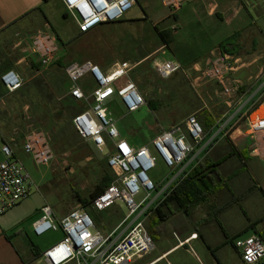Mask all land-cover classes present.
I'll return each instance as SVG.
<instances>
[{
    "label": "crops",
    "instance_id": "obj_1",
    "mask_svg": "<svg viewBox=\"0 0 264 264\" xmlns=\"http://www.w3.org/2000/svg\"><path fill=\"white\" fill-rule=\"evenodd\" d=\"M56 1L64 9L63 2ZM135 1L146 13L150 12L152 18L149 21L154 27L170 33L172 40L165 44L160 38V45L150 53L139 59L123 61L132 67L128 78L144 93L154 90L155 96L152 98L159 105L155 112L163 113L164 118L173 121L165 128L182 123L191 113L201 109L209 113L213 126L206 133L208 142L212 139V143L189 166L190 172L207 157L217 162L231 152L232 155L208 172V177L203 178V186L208 192H213L207 194L201 204L186 212L177 210L175 201L169 202L165 210L173 213L165 221L158 224L147 221L156 247L129 264H245L239 243L253 234L264 241V161L251 155V138L244 133L243 125L247 114L256 109L264 112V0H188L175 13L168 10L165 0ZM42 2L0 0V162L4 160V144L12 147L17 160L25 163L28 159L22 141L33 125L26 122L32 114H50L52 102L57 104L58 112L62 111L63 106H71L70 102H74L69 94L70 81L64 69L68 64L63 63V54L59 55L57 64L49 71L42 68L31 50L32 37L40 30L38 27L34 29L33 13ZM47 25L46 28L49 27ZM105 25L108 24L101 26ZM235 35L239 37L236 44L229 47L231 52L223 51L220 44ZM59 45L62 52V39ZM219 53L229 54L234 59L235 69L230 79L233 83H241L229 104L220 98L221 88L216 81L202 78L213 57ZM164 59H176L181 63L183 70L180 74L188 79L197 97L193 93L183 92V77L171 85L159 83L154 63ZM59 62L63 64L62 67ZM116 63L120 62H113L110 66L105 63L97 65L108 72ZM9 70L15 71L23 80L21 89L14 93H8L1 83V76ZM55 73L59 77L62 75L64 80L60 90L56 86ZM170 78L161 80L166 82ZM81 86L90 94L94 87L92 77H84ZM148 98L151 99L146 96ZM116 99L120 98L115 93L108 101L117 104ZM194 102L198 104V109ZM73 105L85 108L81 102L75 101ZM143 107L149 108L148 103ZM138 111H127L126 116ZM63 112L67 117L68 110L63 109ZM19 115L20 122L17 121ZM155 120L159 118L155 116ZM227 122L235 127L230 135L222 132ZM148 124L149 121L144 119L136 122L135 128L148 129ZM68 125L73 130L71 117L68 118ZM36 128L40 129L38 126ZM122 138L131 146L139 148L150 145L155 136L150 135L141 146L132 145L126 137ZM234 163L237 168L231 169ZM217 184L224 186L217 187ZM53 193L48 191L41 195L35 191L27 200L0 217V264H30L63 238L61 231L60 239L42 249L36 238L39 236L33 232V224L41 218L43 206L50 205L57 219L69 213L63 214L59 202L54 204L51 201ZM236 199L231 207L223 209ZM114 206L121 208V205ZM123 220L112 230L105 231V234L116 230ZM125 228L122 226L120 230ZM193 234L198 236L191 239Z\"/></svg>",
    "mask_w": 264,
    "mask_h": 264
},
{
    "label": "built area",
    "instance_id": "obj_2",
    "mask_svg": "<svg viewBox=\"0 0 264 264\" xmlns=\"http://www.w3.org/2000/svg\"><path fill=\"white\" fill-rule=\"evenodd\" d=\"M61 1L67 13L75 19L81 34L103 24L121 21L136 5L135 0ZM187 1L165 0V4L171 13H175ZM31 50L42 68H49L59 59L60 45L52 32L40 29L32 37ZM154 68L162 80L183 70L176 59L157 60ZM131 69L130 64L116 63L105 72L90 60L73 61L65 66L71 84L69 94L85 105L82 112L73 116V127L79 137L92 142L100 153L109 150L107 165L114 174L110 186L94 198L92 206L97 211H105L123 203L128 210L127 216L116 230L104 234L96 229L92 216L84 208H75L57 219L53 208L47 204L41 209V218L33 224V232L36 236H43L51 231H62L63 238L30 264H129L136 257L151 252L156 244L146 225L149 217L171 196L189 174V166L211 145L212 139L208 142L207 133L194 114L182 123L163 128L150 145L135 148L122 138L106 103L116 93L130 113L146 105L144 96L128 78ZM234 69V59L229 54L219 53L202 74L203 79L219 84L220 98L227 104L241 85L230 79ZM87 75L94 83L90 94L81 86V80ZM1 83L8 93L17 92L23 86L22 78L13 70L1 76ZM244 122V133L251 138V155L264 161V112L256 109L245 116ZM228 126L234 127L230 122L226 123L225 129ZM22 145L25 154L38 167L49 166L55 159L50 136L41 129L30 128ZM2 151L0 217L31 197L36 187L24 163L15 158L12 147L4 144ZM159 160L168 168V175L161 181H154L150 172ZM142 193L144 196L138 202ZM124 225L126 228L120 230ZM197 236L193 234L191 239ZM239 246L245 264H264V241L259 236L253 234Z\"/></svg>",
    "mask_w": 264,
    "mask_h": 264
},
{
    "label": "rangeland",
    "instance_id": "obj_3",
    "mask_svg": "<svg viewBox=\"0 0 264 264\" xmlns=\"http://www.w3.org/2000/svg\"><path fill=\"white\" fill-rule=\"evenodd\" d=\"M64 9L59 1L43 0L42 4L36 7L33 13L35 18L34 29L38 27L61 37L64 46H61L62 52L60 51L59 55L63 54L62 60L64 64H69L73 61L90 60L96 64L105 63L107 66H110L116 61L122 63L130 59H139L160 45V36L155 30L154 25L149 21L152 18L150 12L147 11L146 13L139 4H136L128 11L121 21L99 26L87 34L79 33V35L77 34L78 26L75 19L67 13L65 7ZM46 23L49 25L47 28L45 27ZM52 66L47 68V70L51 71ZM60 71L63 72L62 69ZM55 76L56 86L60 90L64 85L63 77L62 75L59 77V74L56 73ZM181 77L182 75L178 72L166 82L160 79L158 81L160 84L171 85L182 80ZM188 83V80L183 79V92L187 94H190V91L196 93L192 87L187 85ZM136 86L144 98L146 96H155L154 90L144 93L137 84ZM116 102L117 104H113L108 101L106 105L113 113L117 128L122 137H126L132 145L141 146L150 138V135L151 137L156 136L165 126L167 127L173 122L167 117L164 118L163 115L165 114L160 112L152 113L146 107H142L133 115L126 116L127 111L122 106L120 99H116ZM52 105L50 114L35 112L26 122L34 125L30 128L38 126L49 133L51 141L55 145L53 146L56 154L55 159L49 167H38L28 157L24 165L35 183L36 187L33 189V192L39 191L42 195L43 192L54 191L51 201L54 204L59 202V205L63 207V214H67L81 205L79 197L90 198V194L94 191L95 186L101 183L106 174V166L103 160L106 159L109 150H106V153L102 154L93 143H87L86 140L79 137L73 126V130L69 128L68 118L65 116L64 118L59 117L57 104L52 102ZM194 106L198 109L197 103L194 102ZM35 109L37 110V107ZM169 109L172 110L173 108L169 107ZM193 114L195 113H191V115ZM155 116L159 120H155ZM151 118L153 122H150ZM144 119L149 121L148 125L150 126L148 129H136L135 123L142 122ZM17 121L20 122V115ZM243 125L245 126L244 120ZM234 130L235 127L231 128V126H228L225 132H227V135H230ZM234 168H237L235 163L231 164V169ZM167 175L168 168L160 160L150 172V176L154 181H161ZM106 177L111 176L109 174ZM143 194L137 198L138 202L143 198ZM116 205H121V208L113 206L105 211L93 209L89 212L95 222L96 229L104 234L105 231L115 228L128 214L125 204L119 203ZM61 237V231H51L36 238L40 247L46 249Z\"/></svg>",
    "mask_w": 264,
    "mask_h": 264
},
{
    "label": "trees",
    "instance_id": "obj_4",
    "mask_svg": "<svg viewBox=\"0 0 264 264\" xmlns=\"http://www.w3.org/2000/svg\"><path fill=\"white\" fill-rule=\"evenodd\" d=\"M155 30L158 32V35L160 36L161 40L165 44H169L171 42L172 36L170 33L161 32L158 30V27H155ZM238 37H239V35H235L233 38H230V39L224 41L223 43L220 44V48L225 52H231L229 50V47L234 46L236 44V40ZM57 40L61 41L59 36L57 37ZM58 64L61 67L63 65L62 63L60 64V62ZM183 79H186V78L183 77ZM186 80H188V79H186ZM187 85L190 86L189 83ZM70 86H71V84H70ZM190 93H192V92L190 91ZM193 94L195 97H197L196 93H193ZM145 101H146V103H148V107L151 111L155 112L158 109L159 105H157L156 102H154V99L152 97H151V99L145 98ZM74 102H75V100H74ZM74 102L73 101L70 102L71 106H68V107L63 106L64 110L65 109L68 110L67 118L71 117V123H72L73 116L79 112H82L85 109V108L75 107L73 105ZM63 109H62V111L60 110V112H58V115L61 118H64V116H65ZM194 115L198 118V120L202 124L205 132H208L211 129V127L213 126L209 113L205 109H201L199 112L195 113ZM52 144H53V146H55L53 142H52ZM230 155H232V152L229 153L225 158L220 159L217 162L211 161L210 158H208V157L205 158L204 161L200 162L199 165L196 166L187 175V177L177 187V189H175V191L171 194V196L168 197L164 203H162L159 207L156 208L154 213L149 217L148 223L153 222L154 224H158V223L165 221L169 217V215H171L173 213V211H171V210H168V211L165 210V206L167 207V204L169 202L175 201L177 203V210H184L186 212H187V209L201 204L205 200V197L207 196V194L210 195L213 192V191L208 192V190L203 186V178L208 177V172L215 169V167L219 166ZM104 164L106 166L105 167L106 174L104 175L101 183H99L95 186L94 191L90 194V198H80L79 197V201L82 205V208H84L88 212H90V210L94 209L92 206V201L94 200V198H96L106 188H108L113 181L114 174H113V171L111 170V168H109V166L107 165V159L104 160ZM109 174L111 177H106V176H109ZM220 186H224V185L217 184V187H220ZM237 200L238 199H236L235 201H233L231 203L226 204L223 207V209L226 210L227 208L231 207L233 205V203L236 202Z\"/></svg>",
    "mask_w": 264,
    "mask_h": 264
}]
</instances>
